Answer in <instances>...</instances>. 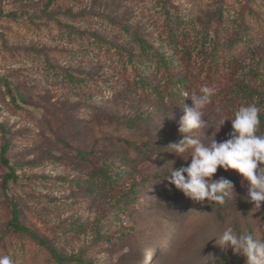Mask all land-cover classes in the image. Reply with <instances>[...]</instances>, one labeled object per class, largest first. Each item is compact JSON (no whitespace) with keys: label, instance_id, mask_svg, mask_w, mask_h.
<instances>
[{"label":"rangeland","instance_id":"obj_1","mask_svg":"<svg viewBox=\"0 0 264 264\" xmlns=\"http://www.w3.org/2000/svg\"><path fill=\"white\" fill-rule=\"evenodd\" d=\"M213 47L220 58L209 86L218 75L231 96L258 64L251 104L262 107L264 0H0V256L13 264H245L216 241L228 227L264 240V203L194 202L170 184L172 162L162 156L182 137V107L159 106L134 84L136 71L152 74L164 55L192 86ZM124 51L139 57L137 69ZM223 109L206 108L207 126L190 135L211 143ZM231 131L226 121L215 139ZM14 207L28 231L12 226Z\"/></svg>","mask_w":264,"mask_h":264},{"label":"clouds","instance_id":"obj_2","mask_svg":"<svg viewBox=\"0 0 264 264\" xmlns=\"http://www.w3.org/2000/svg\"><path fill=\"white\" fill-rule=\"evenodd\" d=\"M215 94V87L203 85L199 94L193 92L185 95L192 104L184 103L182 107L179 132L183 138L168 147L172 149L170 152L181 156L186 163L176 168L175 161H170L172 167L165 178L194 202L223 204L226 198L236 196L235 184L223 176L219 179L213 177L220 168L225 171L233 169L248 182L250 202L260 209L264 203V134H259L261 108L254 103L241 105L232 118L222 116L217 121L218 130L211 143L205 144L190 135L194 130L207 126L205 109ZM169 118L175 119V114ZM226 121H231L232 131L225 140L218 142L215 137ZM186 152H190L188 159L183 155ZM216 242L222 250L231 248L235 254L242 255L245 264H264V240L253 234H238L228 227ZM0 264L13 262L11 257L5 255L0 256Z\"/></svg>","mask_w":264,"mask_h":264},{"label":"trees","instance_id":"obj_3","mask_svg":"<svg viewBox=\"0 0 264 264\" xmlns=\"http://www.w3.org/2000/svg\"><path fill=\"white\" fill-rule=\"evenodd\" d=\"M180 34L181 36H183L184 32L181 31ZM205 35L208 36V32H206ZM178 36H179V33L175 34V32H170L168 42H171L172 40L175 41V39L178 38ZM97 39L101 40L99 38ZM134 40L138 44V47L141 49V51L152 52L153 50L152 46L149 45L147 42H145L143 39H141L138 36H135ZM233 42H235V40ZM120 47L122 48V46ZM122 54L126 56V62L130 67H134V69L138 68L139 57L136 58V56L133 55V53L128 52V51H124ZM219 58H220L219 50L213 47V49L210 51V61H209L210 63L207 64L208 68L205 69L204 76L201 79L200 77H197L196 75V78L191 79V82L193 83V85L187 87L186 85L187 77L184 75H181L180 73H177L174 69H172L169 66L170 65L169 61L166 59V57H164V55H159V57L157 58L158 65L155 66L156 67L155 71H152V74L146 73L145 70L141 72L136 71L135 78H134V84L144 91L143 94L145 98L153 101L159 106L164 104L169 107H183L184 103L191 100L190 98H185L186 94L190 95L193 92L199 94L200 84L202 83L209 86V82L212 79V76L214 73L213 71L218 66L217 64L219 63L218 61ZM143 59H146V58H143ZM258 70H259L258 64H256V66L250 72V77L248 76L250 78L249 81L239 84L238 88H236V90L233 91V94L231 96L230 95L228 96L226 89L222 85L221 80L219 79V76L217 75L215 79L216 85L213 86L216 89V94L212 98V102L206 108L210 109L211 105H214V104H216L218 107H220L223 103L226 104V106L228 104L229 109H223L224 111H221L219 113L222 116L227 117V115H231L238 109L237 108L238 104H243V105L251 104V102L254 99V96L256 94L258 95L259 93V91L255 88V86L257 85L256 82L258 79V74H257ZM157 72H160L161 74L159 78L157 77ZM68 78H72V77L68 75ZM196 82H199V84L197 85ZM175 88L177 89L176 91H174ZM254 92L256 94H254ZM262 100H264V96L262 97ZM260 108H261V113L259 117L260 119L259 134H264V104ZM182 138L183 137H181L180 139ZM134 147L136 148V146ZM148 147L149 146H146L141 149L137 147V150L139 152L143 150L147 151ZM79 155L81 157H86L88 153L80 152ZM183 155L185 159L190 158V152H186ZM162 158L167 162L172 161V160L174 161L183 160L184 161V159L181 156L177 155L176 153H171L170 151L165 152ZM3 159L5 160V162H7L5 157H3ZM185 163L186 162L184 161L183 165H185ZM102 175L105 176L106 174H102ZM217 175H218V178L223 176L227 179H230L235 184L236 196L233 195L231 198H226L224 203L234 202L237 204H244L246 206L254 205L252 202H250V198L248 197V192H247L248 186H249L248 182L244 180V178L236 170L229 169L225 171L223 168H220L217 171ZM104 182H108V179L105 178ZM133 192H136V191H133ZM213 203H216V202H213ZM217 204H220V203H217ZM12 226L16 230L28 231V229L23 224L20 223V212L17 207H14L13 209ZM32 236L34 237V239H37L38 241L43 242V240L38 239V237L35 234H32ZM53 256L59 262L63 260V258L56 252H53ZM85 264H89V263H85Z\"/></svg>","mask_w":264,"mask_h":264}]
</instances>
